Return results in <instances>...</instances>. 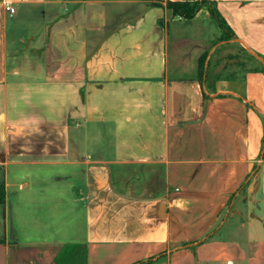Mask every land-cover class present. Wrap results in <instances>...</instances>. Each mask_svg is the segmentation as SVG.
Returning <instances> with one entry per match:
<instances>
[{
    "label": "crops",
    "instance_id": "obj_1",
    "mask_svg": "<svg viewBox=\"0 0 264 264\" xmlns=\"http://www.w3.org/2000/svg\"><path fill=\"white\" fill-rule=\"evenodd\" d=\"M166 1L0 0V264H264V71L200 82ZM214 1L264 58V0Z\"/></svg>",
    "mask_w": 264,
    "mask_h": 264
},
{
    "label": "rangeland",
    "instance_id": "obj_2",
    "mask_svg": "<svg viewBox=\"0 0 264 264\" xmlns=\"http://www.w3.org/2000/svg\"><path fill=\"white\" fill-rule=\"evenodd\" d=\"M207 16H209L208 13H202L199 20L191 23L189 21V23L182 25L171 23L170 30L172 37L178 27H182L181 29L184 30L185 36L189 33H196L204 37L199 41H197L198 39L193 41L190 47L185 48L191 51L187 64H189V67H193L194 70L192 69V74L196 75L197 58L206 49L208 53L206 58V63L208 64L206 77L208 79L225 77L240 78L248 70L264 68L263 57L250 53L237 43L224 45L225 43L223 42L227 41L226 39L230 40V36L222 35L221 38H219L216 34L214 23L211 19L208 21ZM34 24L35 23H32L31 25L33 26ZM23 25V31L27 32V29H25L27 25ZM189 70L188 73H191V69ZM244 207V202L242 198H240L230 207L232 213L228 216V213L226 215L224 213L220 220L228 218L229 224H239L242 220V214H244ZM262 226L264 230V223Z\"/></svg>",
    "mask_w": 264,
    "mask_h": 264
},
{
    "label": "trees",
    "instance_id": "obj_3",
    "mask_svg": "<svg viewBox=\"0 0 264 264\" xmlns=\"http://www.w3.org/2000/svg\"><path fill=\"white\" fill-rule=\"evenodd\" d=\"M154 5H162L160 2H154ZM165 6L171 11L172 16L180 17L183 19H193L202 9H207L209 14L215 24L217 25L220 33L225 32L224 36L229 35L232 37V32L229 26L226 24L225 20L219 13L216 2L214 0H179V1H166ZM229 40V39H226ZM208 53L204 52L198 60V79L203 82L206 77L207 66L206 58ZM250 71H264V68L251 69ZM204 97L207 98L208 95L204 92ZM264 155V151H263ZM5 190L4 186H0V202L4 201ZM206 239V238H205Z\"/></svg>",
    "mask_w": 264,
    "mask_h": 264
},
{
    "label": "built area",
    "instance_id": "obj_4",
    "mask_svg": "<svg viewBox=\"0 0 264 264\" xmlns=\"http://www.w3.org/2000/svg\"><path fill=\"white\" fill-rule=\"evenodd\" d=\"M6 10L10 12L11 14L15 13V8L9 4L6 6Z\"/></svg>",
    "mask_w": 264,
    "mask_h": 264
}]
</instances>
